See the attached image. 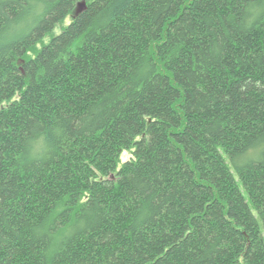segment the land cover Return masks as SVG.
I'll return each instance as SVG.
<instances>
[{
  "label": "trees",
  "instance_id": "1",
  "mask_svg": "<svg viewBox=\"0 0 264 264\" xmlns=\"http://www.w3.org/2000/svg\"><path fill=\"white\" fill-rule=\"evenodd\" d=\"M0 264H264V0H0Z\"/></svg>",
  "mask_w": 264,
  "mask_h": 264
},
{
  "label": "rangeland",
  "instance_id": "2",
  "mask_svg": "<svg viewBox=\"0 0 264 264\" xmlns=\"http://www.w3.org/2000/svg\"><path fill=\"white\" fill-rule=\"evenodd\" d=\"M72 16H69L64 23H60L56 26V28L53 31V34H59L62 31V27L66 24H69L71 22ZM52 34H49L45 40L48 41L51 38ZM130 153L129 152H125L122 156V161L126 160L129 157Z\"/></svg>",
  "mask_w": 264,
  "mask_h": 264
},
{
  "label": "water",
  "instance_id": "3",
  "mask_svg": "<svg viewBox=\"0 0 264 264\" xmlns=\"http://www.w3.org/2000/svg\"><path fill=\"white\" fill-rule=\"evenodd\" d=\"M86 6H87V4H86L85 1L80 2L79 5H78V8H77V12L82 11Z\"/></svg>",
  "mask_w": 264,
  "mask_h": 264
}]
</instances>
